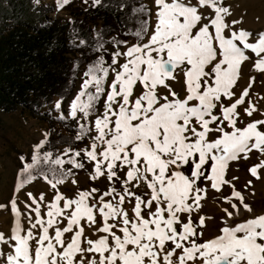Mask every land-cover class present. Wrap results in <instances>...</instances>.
<instances>
[{"label":"snow or ice","instance_id":"1","mask_svg":"<svg viewBox=\"0 0 264 264\" xmlns=\"http://www.w3.org/2000/svg\"><path fill=\"white\" fill-rule=\"evenodd\" d=\"M68 3L57 0V10ZM148 15L132 34L135 42L114 38L108 67L99 59L88 67L67 113L61 99L51 106L60 119L80 114L90 121L95 133L81 124L76 135L81 142L89 135V144L53 159L43 151L50 135L43 132L30 161L19 157L0 264H264V213L245 203L238 177H227L230 162L252 154L258 160L248 172L264 177V95L252 98L254 76L242 89L238 84L245 63L264 75V31L253 35L240 27L242 19L229 23L224 0H153ZM178 76L183 95L171 87ZM102 96L103 112L93 119ZM81 154L92 164L90 179L108 186L79 190L73 179L78 190L68 197L59 191L72 174L63 166L84 169ZM37 179L54 194L48 200L43 191L27 192L22 210L16 194ZM209 190L227 206L217 233L204 239L199 213Z\"/></svg>","mask_w":264,"mask_h":264},{"label":"trees","instance_id":"2","mask_svg":"<svg viewBox=\"0 0 264 264\" xmlns=\"http://www.w3.org/2000/svg\"><path fill=\"white\" fill-rule=\"evenodd\" d=\"M141 6L143 13L134 11ZM54 10V6L37 4L36 0H0V111H24L52 129L58 126L62 131L53 130L43 149L51 152L53 159L65 148L79 150L89 135H84L82 142L76 140L80 126L74 119H60L43 108L56 97L69 98L79 76H84L98 59L108 67L115 50L114 38L135 41L132 34L149 19L144 0H100L99 4L90 0L86 8L72 12L82 19L51 20L49 15ZM88 91L94 93L95 89L90 87ZM84 97L87 100V95ZM100 102L96 101L92 115ZM77 159L85 167L75 169L66 163L63 169H71L70 176L87 169L83 154Z\"/></svg>","mask_w":264,"mask_h":264},{"label":"rangeland","instance_id":"3","mask_svg":"<svg viewBox=\"0 0 264 264\" xmlns=\"http://www.w3.org/2000/svg\"><path fill=\"white\" fill-rule=\"evenodd\" d=\"M144 1L148 9L153 8V0ZM224 2L227 6H230L233 13V16L229 18V23L231 22V19H242V24L240 27L250 31L253 35L264 31V0H224ZM36 3H44L54 6V12L49 15L51 20H68L70 18L82 19L80 17L73 16L72 12L86 8L89 5L90 0H88L87 3H85V0H69V4L66 7L64 6L59 11L55 6V0H38ZM129 41L135 42L134 40ZM121 50H123L122 47ZM252 55L254 57L255 54ZM123 62L124 60L121 59L120 63ZM253 76L255 77V85L253 86L252 93L255 96V94H257L255 93V86H260L261 84V88H263L264 75L255 72L251 64L245 63L242 66L241 78L239 79L238 84L242 89L243 87L247 86L249 78ZM85 78L86 77L80 75L76 83V87L70 97L67 99H61L64 113H67L70 110L71 101L81 90L80 86ZM177 79L180 82H171V87L175 92L183 95V81L179 76ZM110 82L111 73L109 77L106 78L104 86L106 87ZM161 91L162 93L164 92V90ZM259 93L264 95V91H262V89L259 91ZM254 96H252V98ZM58 99L59 98L56 97L53 103L49 107H44L43 110L53 112L52 114L56 117L60 116V111L51 107ZM82 99L85 100V97H82ZM100 103L101 104L97 107V111L103 112V96ZM92 116L94 119L95 115ZM79 117L80 114H78L77 118L65 116V118L74 119L78 126L81 124H86L88 127L91 126L92 134H94L95 129L94 126L90 124V121L80 119ZM53 130L62 131L58 126H56L54 129L50 128L45 121L33 118L24 111H16L12 113H4L0 111V206H5L0 207V222H3L5 227L10 224L13 218L9 201L13 196L17 173L21 166L19 157L25 156L30 161L32 146L38 142L39 138H42L43 132H48L50 134L49 136H51L53 134ZM89 142V139L83 142L79 146V150L83 149L87 144H89ZM257 160V157L251 156V158L248 160L240 159L239 161L230 162V168L227 172V177L228 179H231L233 176L238 177L239 179L234 181V184L236 190L241 191L245 196V203L249 204L250 207L254 208L256 211L264 212V194L261 189L256 188L258 185H256L250 173L248 172L249 167L257 162ZM86 168V170L80 171L79 173L68 177L65 183L59 186V191L68 197L73 196L78 190L77 186L72 183L73 179L76 180L79 190L95 187L103 191L108 186L107 180L104 178L96 181L91 180V162L87 161ZM249 180L252 181V184L251 186L246 187ZM144 190L145 189L141 187L138 191L143 192ZM41 191L46 193V198L48 200H50L54 194L50 186L41 179H37L25 185V187L16 194L18 197V207L23 210V203L21 202L27 200V192H32L35 195H39ZM255 193H257V196H253ZM223 194L230 195L231 190L225 186L223 189ZM202 204L203 207L199 215L206 217L207 224L206 228L204 229V239H210L217 233L218 227L220 226V218L223 216L221 207L227 205H224L222 195L215 192V190L206 194V198L203 200ZM196 215V213H193L194 217H196ZM243 216L247 217L248 213L243 212ZM22 224L27 227V220L25 219L24 221L23 219Z\"/></svg>","mask_w":264,"mask_h":264},{"label":"bare ground","instance_id":"4","mask_svg":"<svg viewBox=\"0 0 264 264\" xmlns=\"http://www.w3.org/2000/svg\"><path fill=\"white\" fill-rule=\"evenodd\" d=\"M149 35H150V33H149ZM255 85V84H254ZM179 86V85H178ZM263 88H261V84H260V86H258V85H256L255 86V90H256V92L255 93H259V91L262 89V91H264V85L262 86ZM260 89V90H259ZM254 93V94H255ZM261 93V92H260ZM259 93V94H260ZM263 93V92H262ZM254 96V95H253ZM253 99H255V96L253 97ZM251 156H255V157H257L258 158V154H252ZM253 178V177H252ZM253 181L256 183V185H258V187H256L257 189H261L262 190V192H263V194H264V177H262L261 179H259V180H257V179H255V178H253ZM214 190H209L208 192H207V194L208 193H210V192H213ZM253 196H257V193H255V194H253ZM252 208V207H251ZM253 209V212L255 213V214H261V213H264V212H261V211H256L254 208H252ZM242 215H243V213H242ZM249 215V214H248ZM13 219H14V217L12 218V221L10 222V224L8 225V226H6L5 227V225H4V223L3 222H0V232H4V233H8L9 231H10V227H11V225H12V223H13ZM24 221H25V219H24ZM23 222V218H21V223ZM3 245H0V249H3Z\"/></svg>","mask_w":264,"mask_h":264}]
</instances>
